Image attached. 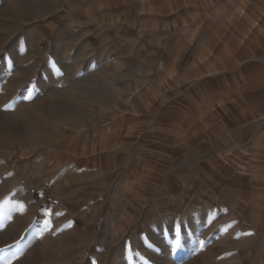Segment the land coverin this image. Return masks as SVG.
I'll return each mask as SVG.
<instances>
[{"label":"rangeland","instance_id":"1","mask_svg":"<svg viewBox=\"0 0 264 264\" xmlns=\"http://www.w3.org/2000/svg\"><path fill=\"white\" fill-rule=\"evenodd\" d=\"M128 7L0 0V264H264V44Z\"/></svg>","mask_w":264,"mask_h":264},{"label":"crops","instance_id":"2","mask_svg":"<svg viewBox=\"0 0 264 264\" xmlns=\"http://www.w3.org/2000/svg\"><path fill=\"white\" fill-rule=\"evenodd\" d=\"M64 3L68 10L87 8L88 11L97 9L99 12L103 10V12L116 14L128 9L130 4L145 10L169 11L175 8L177 12L166 13L159 20H165L166 25L171 23L178 28L189 25L190 29L185 34L188 38L202 35L209 37L208 41H216L214 37L218 35L221 27H227L230 20L238 18L239 22L233 24L232 28L241 26L242 30L237 32L235 28L230 29V34L229 31L226 33L227 40L244 44H264V0H64ZM243 9L245 14L238 16L236 12ZM143 18L149 21L157 19L152 15H145ZM257 49V54L245 51L247 64L246 69L243 68L244 79L238 89L251 91L253 99L257 102L259 113L264 114V99L260 100L264 91V52L259 53L261 51L259 46ZM234 98L240 101V104L246 103L241 92ZM257 137L258 135L255 139ZM250 161V170L255 164L260 166L264 164V140H259L250 150Z\"/></svg>","mask_w":264,"mask_h":264},{"label":"built area","instance_id":"3","mask_svg":"<svg viewBox=\"0 0 264 264\" xmlns=\"http://www.w3.org/2000/svg\"><path fill=\"white\" fill-rule=\"evenodd\" d=\"M261 130L264 132V117H263L262 124H261Z\"/></svg>","mask_w":264,"mask_h":264},{"label":"snow or ice","instance_id":"4","mask_svg":"<svg viewBox=\"0 0 264 264\" xmlns=\"http://www.w3.org/2000/svg\"><path fill=\"white\" fill-rule=\"evenodd\" d=\"M0 251H3L2 249H0Z\"/></svg>","mask_w":264,"mask_h":264}]
</instances>
